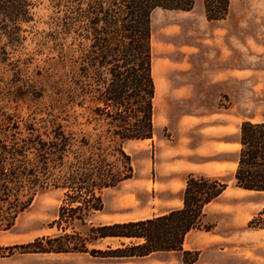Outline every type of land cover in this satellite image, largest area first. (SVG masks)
<instances>
[{"label":"rangeland","instance_id":"1","mask_svg":"<svg viewBox=\"0 0 264 264\" xmlns=\"http://www.w3.org/2000/svg\"><path fill=\"white\" fill-rule=\"evenodd\" d=\"M228 1V14L219 20L207 18L204 0H195L188 11L152 13L155 133L151 139L125 145L134 176L104 191V208L91 221L112 223L164 214L183 206L188 174L216 177L227 188L205 208L203 223L210 229L192 230L186 247L201 249L196 250L199 257L203 252L198 264H264L263 232L248 226L264 207V194L239 188L234 179L241 124L264 120V0ZM47 3L43 0L34 21L23 26L22 45L6 47L9 64L0 59V110L14 111V103L7 102L8 91L12 93L18 81L14 64L27 59L25 73L38 95L29 103L41 109L63 103L67 119L63 123L81 136L80 59L74 52L61 59L52 41L42 46L50 30ZM62 41L65 50L78 42L72 36ZM3 51L1 46L2 56ZM21 108L25 116L27 109ZM62 200L60 189L41 190L10 229L0 230V264H185L183 252L110 258L21 253L15 248L58 232L53 221ZM75 229L85 231L80 224ZM122 241L130 239L108 237L88 247L107 249Z\"/></svg>","mask_w":264,"mask_h":264},{"label":"trees","instance_id":"2","mask_svg":"<svg viewBox=\"0 0 264 264\" xmlns=\"http://www.w3.org/2000/svg\"><path fill=\"white\" fill-rule=\"evenodd\" d=\"M47 1L50 30L42 46L52 41L61 59L73 52L80 59L81 136L63 123L67 121L63 103L43 109L29 103L38 95L25 73L27 59L23 66L20 59L15 60L18 81L7 97L14 111L0 110V230L10 229L41 190L55 188L63 192L53 221L58 232L16 245L21 253L132 258L182 251L185 264H193L199 252L184 250L183 244L192 230L210 229L203 223L205 208L227 188L216 177L188 174L183 206L164 214L112 223H93L91 217L103 210L105 190L134 176L133 159L125 145L151 139L155 133L152 13L188 11L195 0ZM42 3L0 0V41L6 38L0 45L4 49L0 59L5 64H9L6 47L22 45L23 26L34 21L35 9ZM204 5L209 20L223 19L229 11L228 0H204ZM68 36L78 42L65 50L62 40ZM22 106L27 109L25 116L20 113ZM239 144L235 185L264 194V120L243 122ZM77 224L85 231H77ZM248 226L261 230L264 238V207ZM108 237L130 241L89 249V243Z\"/></svg>","mask_w":264,"mask_h":264},{"label":"crops","instance_id":"3","mask_svg":"<svg viewBox=\"0 0 264 264\" xmlns=\"http://www.w3.org/2000/svg\"><path fill=\"white\" fill-rule=\"evenodd\" d=\"M237 158H238V155H237ZM237 158H236V164H237ZM180 208V207H179ZM192 232V231H191ZM191 232H189L188 234H187V236L185 237V241H184V244H183V249L184 250H201L198 246H191V247H189V248H187L186 247V243H187V239H188V236H189V234L191 233ZM168 252H182V251H168ZM202 254H203V252H201V255H200V257H202ZM200 257L198 258V260L196 261V262H194L193 264H198L200 261Z\"/></svg>","mask_w":264,"mask_h":264}]
</instances>
